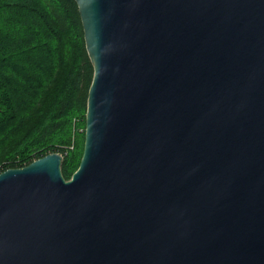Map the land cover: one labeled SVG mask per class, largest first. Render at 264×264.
<instances>
[{
	"label": "water",
	"instance_id": "obj_1",
	"mask_svg": "<svg viewBox=\"0 0 264 264\" xmlns=\"http://www.w3.org/2000/svg\"><path fill=\"white\" fill-rule=\"evenodd\" d=\"M75 2L83 156L0 173V264H264V0Z\"/></svg>",
	"mask_w": 264,
	"mask_h": 264
},
{
	"label": "trees",
	"instance_id": "obj_2",
	"mask_svg": "<svg viewBox=\"0 0 264 264\" xmlns=\"http://www.w3.org/2000/svg\"><path fill=\"white\" fill-rule=\"evenodd\" d=\"M93 66L75 0H0V173L84 151Z\"/></svg>",
	"mask_w": 264,
	"mask_h": 264
}]
</instances>
